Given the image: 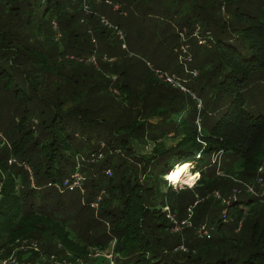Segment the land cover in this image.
Here are the masks:
<instances>
[{
	"label": "trees",
	"instance_id": "1",
	"mask_svg": "<svg viewBox=\"0 0 264 264\" xmlns=\"http://www.w3.org/2000/svg\"><path fill=\"white\" fill-rule=\"evenodd\" d=\"M72 2L0 0V260L64 264L67 254L74 264H109L89 257L96 249L114 252L117 264H264V107L248 94L264 99V0H181L165 8L169 16L163 10L190 44V75L177 73L179 86L192 85L187 93L137 73L123 41H112L116 30L92 14L71 15ZM130 2L119 0L118 12L129 13L116 18L128 40L135 22L144 33L147 17ZM92 56L96 63L86 61ZM184 110L189 117L174 124ZM169 132L180 140L161 149ZM151 141V153H140ZM15 158L21 166L9 165ZM178 165L195 174L186 184L198 183L175 191L168 181L163 191ZM76 170L86 193L61 192ZM217 194L235 199L226 207ZM164 206L191 226L172 232ZM23 240L31 245L24 260Z\"/></svg>",
	"mask_w": 264,
	"mask_h": 264
},
{
	"label": "rangeland",
	"instance_id": "2",
	"mask_svg": "<svg viewBox=\"0 0 264 264\" xmlns=\"http://www.w3.org/2000/svg\"><path fill=\"white\" fill-rule=\"evenodd\" d=\"M42 1L44 2L46 0H42ZM79 1L80 0H73V2L71 3V7L68 9L71 12L70 13L71 15L75 14V13H79V12H81L82 14L85 13L86 16L92 14L99 19L101 18V21H100L101 24L105 25L102 22V19L104 18L109 23L110 28H112V30H115L119 27V25L116 23V18H118L120 16L119 14H122L123 16H127L129 13L128 10H125V12H123V13L118 12V10L116 9L115 6L120 4L119 0H108V1H110V3H108L107 0H91L93 4L89 5L90 7L86 4L89 7L88 12L84 8V3H81V5H79V7L77 8ZM125 1H128L129 3H131L130 0H125ZM180 1L181 0H168V1H165V0H146V1L138 2L137 0H132V2H134V4H131V7L133 6V8H134V5L138 3V11L147 16L144 19L145 22L143 21L141 23L144 26L143 27L144 33L143 34L137 33V30H139L138 29L139 28L138 22H135L130 28L131 35H132L130 40H128L127 38L125 39V34L123 33L124 39H125L124 40L125 45L128 49L126 51V53H128L129 57L132 58V63L134 64V66L138 67L137 73H140V74L143 73V75L150 80H155L156 82L158 81L160 83L167 84V83H169L167 81V79L165 77H161V76L159 77V75H161V74H159L158 72H157L158 73L157 74L155 71H160L162 73H166L169 77H171L173 80H175L176 83H172L174 85V87L176 85L179 86V84L181 82V79L178 77L177 73H181L182 70L187 71V73H188V71L190 70V69H188L189 68L188 62L191 61L192 54L190 52V44H189V42L186 41V38L184 36H180V38L177 39V37H176V32H179L180 28H177V31H176V29H174V27H173L175 25L173 23L174 21L173 22L167 21L163 16V10L165 11V14L169 16V14H171V12L168 13L166 11L167 9H165V8H168V9L169 8H173V9L177 8V6L180 4ZM93 6H94V8H93ZM221 12H223V13H225V15H227V9L225 7H222ZM134 18H136V17H134ZM120 21H122V19H120ZM81 23H85L84 18L81 20ZM76 24H77V26L81 27L83 30L87 29L86 27H83L81 24H79L78 21ZM199 25L200 24L197 25V29H198V27H200ZM200 31H201V28L198 30V35H197L198 38L200 37ZM196 32H197V30L195 31V33ZM60 33H61V36H59V37L56 36L54 41L56 42V47H58V49H59V47L64 49V46L61 42L62 39H64L63 33L62 32H60ZM184 33H186V32H184ZM179 35H181V34H179ZM117 36H119L120 40L123 38L122 33L120 31H117V32L113 33L112 41L118 42ZM198 38H197V40L199 41L198 44L205 45L204 43H200V41H202L203 39H200V38L198 39ZM181 42H183V44H181V46H179ZM93 43L95 44L96 49H98L99 48V41L97 39H93ZM185 54H187V55L185 56ZM65 55H66L65 57L69 58V59L72 58V55L75 56V54H72L71 52H67V53H65ZM92 57H94L95 60L97 61V59H96L97 57H95V56H92ZM114 59H111V61L114 62L115 61ZM78 60L80 61V58H77V61ZM89 60L86 59L87 62L93 63L92 61H89ZM143 61H145V62L149 61L151 63V67H149V68L153 74L151 72H149L148 69L146 70V68H144L145 66H144ZM188 75H190V74L188 73ZM115 79H116V77H115ZM168 85H170V84H168ZM186 86L189 87V90L193 89L192 85L190 86V85L186 84ZM186 86H179V87H181V90L184 93L188 92V90H187L188 88ZM137 87H138V89L141 88L140 85H137ZM182 88H184L185 90ZM175 90H178V89H175ZM191 92H193V91H191ZM248 94H249V102L252 106H256L259 104V106L261 105L262 107H264V99L262 97L261 98H254V95L251 94V89H248ZM255 97H258V96H255ZM192 98L196 99L198 101V107L200 109L202 107V104L200 103V100L197 98V94L193 93ZM186 105L189 106L190 103H186ZM148 113H149V111L147 112V114ZM1 114H0V132H3L5 130V123H4V117H2ZM189 115H190V113L188 112V110H184L180 114L173 116L172 121H175L174 124H176V123L181 124L183 121H185L189 117ZM5 116H6V113H5ZM158 121H161V118L152 117L150 119V123L158 124L159 123ZM197 123H198V121H197ZM180 137L181 136H179L177 133L175 135L173 132H169L164 136L163 139L159 140L157 144L162 143L165 145V147H161V149L167 148L168 146L175 145L177 143V141L180 140ZM4 142H5V138H4L3 134H0V145L4 146L6 144V142L5 143ZM154 146H155V144L152 141L147 143L146 145H141L139 147L140 153L147 155V154L151 153ZM17 161L18 160L16 158L10 159V161L8 163H9V165H13V163H14L15 165L21 166L22 164L17 162ZM177 167L178 166H176L173 171H175L177 169ZM173 171L170 173V175H168V177L171 178ZM107 174H112V172L108 171ZM192 174H194V172L191 169H190V171H189V169H187V171L184 173L183 177L180 179L178 184H175L172 181V179L169 180V178H167L168 180H166L165 178H162L163 181L166 180L167 182L165 184L162 182L161 189L163 191H166V189L169 185L168 181H171L172 183H174V185H171V184L170 185L174 187L175 191L184 190L186 188H190V189L192 188L193 189L195 187V185L198 183L200 177L194 183L193 186H190L189 184H186V183L192 179V177H193ZM83 175L84 174H82V177H83ZM84 177H85V175H84ZM84 177H83V180H81V183L77 186L74 184L69 185L70 182L68 179V180H65V185L67 184V186H57V187L59 190H61V192L64 189L68 188L69 190H80L81 193L83 194L85 192L84 185L87 183V181L84 180ZM147 178H148V175H147ZM19 180H20V178H19ZM19 180L17 181V183L20 182ZM146 180H144V181H146ZM33 187H34V184H33ZM0 189H1V187H0ZM249 190L252 191L253 189L251 188ZM236 192L238 193V191H234V193H236ZM105 195H106L105 192L102 191L101 194L97 197V201L92 204L91 207H92V209H94L96 211L95 213L99 212V203L103 200ZM217 195H218V198H220L222 200V203L226 207L231 203L232 200L235 199V197H233L234 196L233 194L227 198H223L219 194H217ZM162 211H163V213L166 214V217L170 220V223L173 222L172 221L173 219L177 218L176 213L172 211L171 207L164 206ZM177 221H179V220L177 219ZM172 228H173V225H172ZM30 248H31V245L26 240L25 241L23 240L21 243H19L18 248H17V252L19 251V253L23 254V260L27 258ZM180 249H183V246H181ZM100 255L107 257L108 260L111 261L109 264H117L115 261L114 252H112V253H110L109 251L99 252L98 250L93 249L92 252L90 253L89 257H92L93 260H97V259H99ZM10 258L16 259V257H14V256H12ZM10 258L6 261L0 260V264H11ZM61 261L64 264H74V263L68 261L67 254H66V256H62ZM19 264H21V262H19ZM75 264H85V263L78 259V261ZM96 264H106V261L105 260H102L100 262L98 261Z\"/></svg>",
	"mask_w": 264,
	"mask_h": 264
},
{
	"label": "built area",
	"instance_id": "3",
	"mask_svg": "<svg viewBox=\"0 0 264 264\" xmlns=\"http://www.w3.org/2000/svg\"><path fill=\"white\" fill-rule=\"evenodd\" d=\"M107 2L108 3H110V1H108L107 0ZM84 8H85V10L88 12V6L86 5V3H84ZM116 9H118V6H116ZM102 22L105 24V26H107V27H109L110 28V25H109V23L103 18L102 19ZM53 26H54V29H55V31H57V33H56V36L57 37H59V36H61V33H60V31L58 30V24H57V22L56 21H53ZM200 29V27H198V29H197V32H196V34L198 35V30ZM116 30V32L117 31H120L121 33H122V35H123V38L121 39L122 41H123V48L124 49H126L127 47H126V45H125V39H124V34H123V32L121 31V30H119V29H115ZM182 33V32H181ZM182 35V34H181ZM200 43H205V41L204 40H202V41H200ZM72 58H74L73 56H72ZM89 60V59H88ZM105 60H106V58H105ZM89 61H92V62H94V63H96V60H95V58L94 57H92V58H90V60ZM156 73L158 72L159 74H161V75H159V77L161 76V77H165L166 79H167V81L169 82V83H176L175 82V80H173L171 77H169L166 73H162V72H160V71H155ZM157 73V74H158ZM173 85V84H172ZM182 89H184V88H182ZM185 90V89H184ZM219 155V154H218ZM218 155L217 156H214V159H219V157H218ZM81 180H83V177H82V174L80 173V171H76L72 176H71V178L69 179V185H72V184H74V185H79L80 183H81ZM173 222V228L171 229L172 230V232H174V233H178V232H180L185 226H191L190 225V222L189 221H182V222H179V221H177L176 219H173L172 220ZM200 236L202 237H207V238H210V235H209V233H208V231H207V229L205 228V227H202L201 229H200ZM34 245V247L36 248V244L35 243H33ZM11 260V264H19L18 262H16L15 261V259H12V258H10Z\"/></svg>",
	"mask_w": 264,
	"mask_h": 264
},
{
	"label": "bare ground",
	"instance_id": "4",
	"mask_svg": "<svg viewBox=\"0 0 264 264\" xmlns=\"http://www.w3.org/2000/svg\"><path fill=\"white\" fill-rule=\"evenodd\" d=\"M185 172H186L185 166H179L178 165L177 169L175 171H173V173L171 175V177L176 176V179L175 180L172 179V181L174 183H178L180 181V179L183 177ZM168 178H169V180L171 179L170 177H168Z\"/></svg>",
	"mask_w": 264,
	"mask_h": 264
},
{
	"label": "clouds",
	"instance_id": "5",
	"mask_svg": "<svg viewBox=\"0 0 264 264\" xmlns=\"http://www.w3.org/2000/svg\"><path fill=\"white\" fill-rule=\"evenodd\" d=\"M171 179L175 180L176 179V176L171 177Z\"/></svg>",
	"mask_w": 264,
	"mask_h": 264
}]
</instances>
